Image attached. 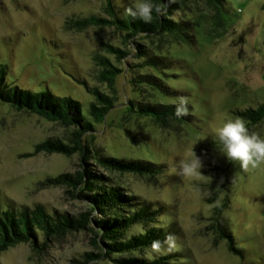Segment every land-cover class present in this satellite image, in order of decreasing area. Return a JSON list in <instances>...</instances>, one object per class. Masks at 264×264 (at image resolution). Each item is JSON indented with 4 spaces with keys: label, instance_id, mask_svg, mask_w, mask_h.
<instances>
[{
    "label": "rangeland",
    "instance_id": "1",
    "mask_svg": "<svg viewBox=\"0 0 264 264\" xmlns=\"http://www.w3.org/2000/svg\"><path fill=\"white\" fill-rule=\"evenodd\" d=\"M184 2L186 12L181 15L195 21L196 43L162 45L187 66L171 84L191 90L196 121L165 129L152 119L126 116L124 105L131 92L122 73L115 82L116 106L94 123L95 143L108 155L166 165L153 181L127 173L110 175L129 193L169 206L181 231L176 243L188 249L190 264H264V163L245 172L231 162L228 170L230 204L223 216L243 256L228 251L225 240L218 239L207 200L213 196L208 181L224 179L215 175L213 166L228 162L213 129L225 118L235 117L231 110L254 108L264 101V0H225V9L218 15L208 0ZM103 4V0H0V65L6 66L7 82L70 96L86 113L93 96L79 80L109 92L96 79L93 55H106L123 67L99 44L123 48L122 32L109 26L89 25L81 30L74 26L90 15L105 16ZM125 128L136 131L137 138L127 137ZM252 130L264 136V118ZM68 133L56 122L0 102V207L9 198L17 204L43 203L73 214L83 210L65 186L44 184L48 177L76 170L78 155L34 154L35 145L46 137L65 139ZM193 150L202 159L203 176L169 174V164L191 157ZM92 249L87 231L73 232L40 254L24 242L11 246L0 253V264H84L82 254Z\"/></svg>",
    "mask_w": 264,
    "mask_h": 264
},
{
    "label": "trees",
    "instance_id": "2",
    "mask_svg": "<svg viewBox=\"0 0 264 264\" xmlns=\"http://www.w3.org/2000/svg\"><path fill=\"white\" fill-rule=\"evenodd\" d=\"M184 1L152 0L154 4L166 6V11L163 15L153 12V19L148 24L125 16L128 4L124 0H103L105 16L90 15L75 21L74 26L78 30L89 25L112 27L122 32L125 45L120 48L106 42L99 43L104 52L112 55L123 67L115 65L106 55H93L98 67L96 79L104 83L109 92L102 91L97 85H89L86 80H79L93 96L86 113L82 104L70 96H59L49 89L32 91L7 82L6 66L0 65V102L9 104L18 112L36 114L69 129L65 139L46 137L38 142L34 154L44 151L78 155L76 170L48 177L44 184L65 186L70 196L84 206L82 211L73 214L48 208L43 203L17 204L6 199V205L0 207V253L24 242L33 252L40 254L53 241L69 233L87 231L91 235L93 249L82 254L84 264L102 261L111 264L191 263L188 249L179 242L170 253L157 254L151 250L152 241H163L169 233L178 239L181 234L179 226L171 218L173 213L169 206L129 193L110 175L127 173L153 181L166 165L106 154L95 143L94 126L116 106L115 82L122 73H125L131 92L124 105L126 116L149 118L165 129L196 121L192 113L191 90L171 84L181 78L183 74L180 71L187 66L178 56L167 53L162 45L167 41L196 43L195 21L181 15L186 12ZM208 1L217 15L218 11L225 9V0ZM181 97L186 99L187 114L177 116L175 109ZM231 113L244 118L252 130L264 118V101L254 108L233 109ZM125 133L132 140L137 138V132L132 129L125 128ZM230 166L229 161L224 167L213 166L215 175H223L224 179L220 183H217L218 179L208 181L213 196L207 200L212 204V226L218 239L225 240L228 251L243 256L228 219L223 216L230 204L227 194ZM223 190L226 193L220 199Z\"/></svg>",
    "mask_w": 264,
    "mask_h": 264
},
{
    "label": "clouds",
    "instance_id": "3",
    "mask_svg": "<svg viewBox=\"0 0 264 264\" xmlns=\"http://www.w3.org/2000/svg\"><path fill=\"white\" fill-rule=\"evenodd\" d=\"M172 2L175 0H169V3ZM165 11L166 6L154 4L152 0H128L124 14L148 24L153 19V12L163 15ZM186 103L185 98H179L175 109L177 116L187 114ZM213 134L219 142L220 153L229 162L238 163L241 170L247 172L250 168L255 169L264 163V136L257 131L250 130L244 118L239 116L225 118L219 126L213 129ZM202 167L201 157L193 150L191 157L170 163L168 172L182 177L203 176ZM176 240V236L169 233L163 241H152L150 247L157 254L170 253L177 248Z\"/></svg>",
    "mask_w": 264,
    "mask_h": 264
}]
</instances>
